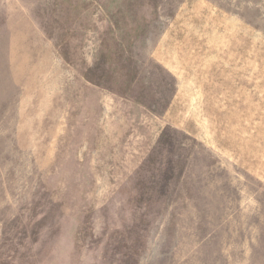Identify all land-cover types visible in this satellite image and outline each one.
<instances>
[{
    "label": "rangeland",
    "instance_id": "374dc122",
    "mask_svg": "<svg viewBox=\"0 0 264 264\" xmlns=\"http://www.w3.org/2000/svg\"><path fill=\"white\" fill-rule=\"evenodd\" d=\"M0 264H264V0H0Z\"/></svg>",
    "mask_w": 264,
    "mask_h": 264
}]
</instances>
